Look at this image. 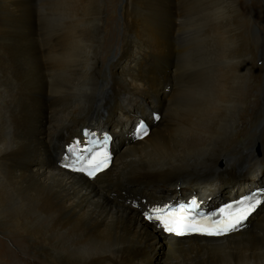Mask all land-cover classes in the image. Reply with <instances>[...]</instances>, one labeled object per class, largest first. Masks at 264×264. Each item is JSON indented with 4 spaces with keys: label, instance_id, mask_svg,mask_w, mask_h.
Returning a JSON list of instances; mask_svg holds the SVG:
<instances>
[{
    "label": "bare ground",
    "instance_id": "obj_1",
    "mask_svg": "<svg viewBox=\"0 0 264 264\" xmlns=\"http://www.w3.org/2000/svg\"><path fill=\"white\" fill-rule=\"evenodd\" d=\"M106 1L58 0L64 2L58 10L52 0L44 3L46 67L33 0H0V209L13 189V220L0 216V227L13 225V243L31 264H264V207L249 218L250 229L218 239H177L144 220L142 193L126 190L127 200L109 190L133 181L212 182L213 175L260 167L264 99L251 141L238 142L246 131L239 125L256 106L245 9L239 0H213L206 8L189 7L187 0H121L115 21ZM118 108V120L136 116L110 130L107 115ZM153 112L162 114L160 125L130 143L128 126ZM220 125L223 136L207 135L208 127ZM85 127L126 137L111 168L94 181L57 167L64 145ZM257 186L264 185L248 192L242 185L226 198L243 199ZM140 191L152 206L172 200ZM198 193L204 202L211 197L208 188ZM20 257L13 250V264H28Z\"/></svg>",
    "mask_w": 264,
    "mask_h": 264
},
{
    "label": "rangeland",
    "instance_id": "obj_2",
    "mask_svg": "<svg viewBox=\"0 0 264 264\" xmlns=\"http://www.w3.org/2000/svg\"><path fill=\"white\" fill-rule=\"evenodd\" d=\"M46 1L48 2V0H33V3H35L34 21H35L36 36L38 38L39 47L41 49L42 63L47 67L46 47L48 44L47 42L49 40V35L47 33V26H48L50 21L47 23V15H46V4H47V2ZM57 1L58 0H52V2L55 4L53 7L56 10L63 7V3H64V2H57ZM173 1H174V4L177 3L176 0H173ZM239 1L241 4V6H239V7L242 8V10L245 9V12L248 14L246 19L247 20L249 19L247 25H248V28L250 30V32H249L250 36L249 37H250V41H251L250 46L252 48L251 59L253 61V69H252L253 78L251 79V82H250V87L252 88L251 89L252 95L250 97H251V100L252 99L255 100V105H256L254 108V111L252 113L251 119L246 120V121L243 120V122L240 123V125H239V129L246 128V131L243 135L240 136V138H238V142H248V141H251V139L253 137L254 129L256 128L258 122L260 121L259 119L261 118L262 110H263L264 96H263L262 89L264 88V69H263L264 68V0H239ZM121 2H122L121 0H107L106 1V8L108 11V17L110 19L114 18L115 21L120 20ZM30 3L32 4V1ZM44 3H46V4H44ZM163 3H164V5H166L167 1L164 0ZM212 3H213V0H199V1L198 0H196V1L187 0L186 1V4L189 7L201 6L203 8H206V7L213 6ZM42 9H43V11H42ZM59 19H60L59 17H55L54 22H58ZM6 25L11 26L12 24L7 22ZM119 28H120V26L115 27V29L117 31L119 30ZM118 34H119V32H118ZM197 36H199L201 38V40L204 39L202 29L198 30ZM117 39H118V36H117ZM45 42H46V44H44ZM110 55H111V53L108 52L107 55L105 56V61H108V57ZM45 74L48 75L47 71L45 72ZM162 77L163 76L161 75V78ZM9 87L13 88V83H11L9 85ZM153 87L158 90V88H160V89L162 88V85L154 82ZM120 110L121 109L118 108L116 112H112L110 115L109 114L107 115L105 124H106L108 129L113 130V128L115 126H117L118 124H120V126L122 125L121 127L124 128V126L129 123L130 119L136 116V115L134 116L132 114H128V116L126 118H124L122 120L121 119L118 120L117 117H118ZM143 120H145V119H143ZM146 122H147V124H149V120ZM91 128L95 130L94 127H91ZM219 128H221V129H219ZM206 132H207V135L209 137L218 138V137H221L224 135L225 127L221 126V125L217 126L216 128H209L208 127ZM112 134L113 135L111 136V138H112V141H113L115 147L117 149L122 148L125 145L124 143H125L126 137H124V136L116 137V134L113 132H112ZM75 135L77 137L78 134H75ZM79 135H80V133H79ZM201 153H203V152H201ZM201 153H199V154H201ZM54 162H55V160L52 161V165H54ZM224 169H226V168H224ZM224 169H220L218 167L219 171H224ZM248 174L251 175L250 178H248V179L242 178ZM213 179L214 180L211 182L209 180H203L202 181V178H198V179L194 180L195 182L193 181L191 183H185V184H183L182 180H177L175 182H169L168 181L167 183L166 182L154 183L151 181H146V182L145 181H143V182L133 181L130 184L129 183L126 184L123 187V189H116L115 187H110L109 190H110L112 198H117L118 193H119L120 197L128 200V196L125 193L126 190L129 191V194L134 193V192L142 193L144 195V196H142V198H145V197L149 198V196L140 190H144V191L147 190V191L157 193V194H165L168 196H172L171 198L173 199V198H177V197H185L186 195L192 194L194 192L198 193V190H201L203 188H208V190H209L208 195L209 196L211 195V197L204 202L206 204V206H208V204H212L211 203L212 200L215 199L216 197H219L222 200L219 202V203H221V202H224L227 200L226 196L232 195V197H234L236 194H239V190L241 189L242 185H247L246 192H248L249 189L253 186L260 185V184L264 185V161L261 163L260 167L255 172H245L244 173L242 171V172H235V174H229V175L227 173H222V174H218V175H213ZM235 179H239V180H235ZM139 181H141V180H139ZM132 184H135L138 187H135V186L132 187L131 186ZM11 190H13V189H11ZM11 190L6 191V193H5L6 194L5 203H7V205L5 207L3 206L0 209V216H1V218H4V219L13 220V191H11ZM123 191H124V193H123ZM128 191H126V192H128ZM246 192H244V193H246ZM7 194H8V196H7ZM194 194L196 195V193H194ZM213 196H214V198H213ZM129 199H131V198L129 197ZM207 201H209V202H207ZM138 202H141V200H139ZM138 202H136V203L139 204ZM141 207H145V206L143 204H141ZM261 207L262 208L264 207V201L261 204ZM262 211H264V210H262ZM257 213H258V211L254 214V216ZM2 227H4V226H2ZM2 227H0V264H13V250H15L17 256H21L19 259H21L22 261H24L28 264H31L30 260L27 258H30V259H33V258H31V256L23 255L21 253L19 247H17L13 243V225L6 226V228H2ZM158 255H159V253H158ZM46 263H47V261H46ZM39 264H42V263H39Z\"/></svg>",
    "mask_w": 264,
    "mask_h": 264
},
{
    "label": "snow or ice",
    "instance_id": "obj_3",
    "mask_svg": "<svg viewBox=\"0 0 264 264\" xmlns=\"http://www.w3.org/2000/svg\"><path fill=\"white\" fill-rule=\"evenodd\" d=\"M152 119L159 120L158 114L153 113ZM143 129L144 135H147V125L144 120L137 124V131ZM87 134V132H86ZM110 139L107 135L105 140ZM109 154L107 152L90 153L88 167L79 169L73 168V171L83 172L92 180L97 179V173L106 168L109 162ZM64 167H71L64 164ZM246 200H252V197H245L240 201L235 202L239 207L233 204L221 207L218 212H213L209 215H201L199 219L188 213V209L184 204H180L178 208H173L170 205L153 206L143 212L144 218L150 222L159 223V225L169 234L184 236L186 234H200L208 236H230L233 233L241 232L245 227V221L250 213L254 210L253 204H245ZM192 205H196L197 201L192 200ZM259 203V201H257Z\"/></svg>",
    "mask_w": 264,
    "mask_h": 264
},
{
    "label": "flooded vegetation",
    "instance_id": "obj_4",
    "mask_svg": "<svg viewBox=\"0 0 264 264\" xmlns=\"http://www.w3.org/2000/svg\"><path fill=\"white\" fill-rule=\"evenodd\" d=\"M183 198V197H182Z\"/></svg>",
    "mask_w": 264,
    "mask_h": 264
},
{
    "label": "water",
    "instance_id": "obj_5",
    "mask_svg": "<svg viewBox=\"0 0 264 264\" xmlns=\"http://www.w3.org/2000/svg\"><path fill=\"white\" fill-rule=\"evenodd\" d=\"M219 204V203H218Z\"/></svg>",
    "mask_w": 264,
    "mask_h": 264
}]
</instances>
